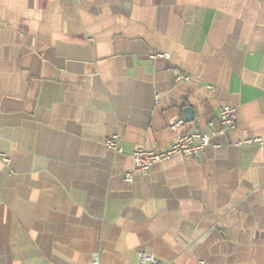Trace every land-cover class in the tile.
I'll return each mask as SVG.
<instances>
[{"label":"crops","instance_id":"1","mask_svg":"<svg viewBox=\"0 0 264 264\" xmlns=\"http://www.w3.org/2000/svg\"><path fill=\"white\" fill-rule=\"evenodd\" d=\"M224 105L237 128L218 146L126 181L134 150L218 128ZM249 137L264 0H0V264H264V143L234 144Z\"/></svg>","mask_w":264,"mask_h":264},{"label":"built area","instance_id":"2","mask_svg":"<svg viewBox=\"0 0 264 264\" xmlns=\"http://www.w3.org/2000/svg\"><path fill=\"white\" fill-rule=\"evenodd\" d=\"M150 58H170L169 52H154L151 53ZM190 78L185 75H178L177 80H189ZM237 108L224 105L220 110L219 127L210 130H195L179 134L171 146L165 150L156 151L144 147H139L131 154L133 164L129 170L125 172V179L128 182H133V176L136 173H147L150 168L159 163L168 162L178 156H199L209 146H218L213 142V137L217 135H224L229 131L237 128ZM184 124L182 118L172 120L170 127L177 129ZM264 140L261 137H249L237 140L234 144L236 146H257L262 145ZM105 145L108 149L121 153L123 148L120 144L118 135H113L105 140ZM3 163L8 166L10 159L4 154L0 153ZM91 264H101V254L95 252L92 254ZM135 264H165L153 254L142 251L139 253L138 262ZM201 264H205L201 262Z\"/></svg>","mask_w":264,"mask_h":264},{"label":"water","instance_id":"3","mask_svg":"<svg viewBox=\"0 0 264 264\" xmlns=\"http://www.w3.org/2000/svg\"><path fill=\"white\" fill-rule=\"evenodd\" d=\"M187 113H188V118L191 120L192 119V111H191V109H188Z\"/></svg>","mask_w":264,"mask_h":264}]
</instances>
